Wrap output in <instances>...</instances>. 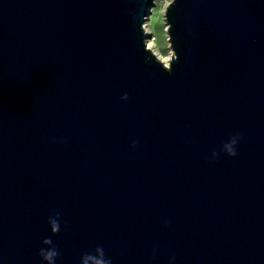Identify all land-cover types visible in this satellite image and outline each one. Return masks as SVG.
Instances as JSON below:
<instances>
[{"label": "water", "instance_id": "obj_1", "mask_svg": "<svg viewBox=\"0 0 264 264\" xmlns=\"http://www.w3.org/2000/svg\"><path fill=\"white\" fill-rule=\"evenodd\" d=\"M153 6L0 0V264H264V0Z\"/></svg>", "mask_w": 264, "mask_h": 264}, {"label": "rangeland", "instance_id": "obj_2", "mask_svg": "<svg viewBox=\"0 0 264 264\" xmlns=\"http://www.w3.org/2000/svg\"><path fill=\"white\" fill-rule=\"evenodd\" d=\"M171 0H154V6L145 22V30L149 31L148 42L159 58L168 64V59L172 54L167 34V22L165 20V8Z\"/></svg>", "mask_w": 264, "mask_h": 264}, {"label": "clouds", "instance_id": "obj_3", "mask_svg": "<svg viewBox=\"0 0 264 264\" xmlns=\"http://www.w3.org/2000/svg\"><path fill=\"white\" fill-rule=\"evenodd\" d=\"M177 59V58H176ZM127 94L121 97V99L126 100ZM237 143V139L233 137L228 143L224 144L223 148L224 151L229 156H236L237 153L235 151V145ZM133 146H135V142L133 143ZM216 153H213V156H215ZM58 216L57 218L49 217V225L51 228L52 233H58L60 231V224L58 222ZM45 246L44 248L40 249L39 255L41 256L42 260L45 262V264H55L56 258L59 255L58 250L55 246H53L52 239L45 238L42 242ZM81 264H111V260L109 258H105V253L102 247H97L94 250L93 253H85L81 258Z\"/></svg>", "mask_w": 264, "mask_h": 264}, {"label": "bare ground", "instance_id": "obj_4", "mask_svg": "<svg viewBox=\"0 0 264 264\" xmlns=\"http://www.w3.org/2000/svg\"><path fill=\"white\" fill-rule=\"evenodd\" d=\"M147 35H148V37H149V31H148V29H147ZM148 37H147V40H148ZM147 44L149 45V42L147 41ZM150 46V45H149ZM171 57V56H170ZM170 60V58L168 59V61ZM164 62V61H163ZM166 63V62H165ZM167 64V63H166Z\"/></svg>", "mask_w": 264, "mask_h": 264}]
</instances>
